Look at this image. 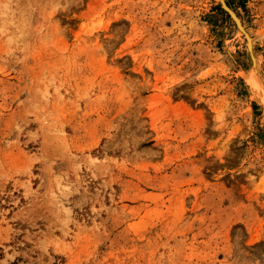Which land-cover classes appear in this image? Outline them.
<instances>
[{"label":"rangeland","instance_id":"obj_1","mask_svg":"<svg viewBox=\"0 0 264 264\" xmlns=\"http://www.w3.org/2000/svg\"><path fill=\"white\" fill-rule=\"evenodd\" d=\"M0 264H264V0H0Z\"/></svg>","mask_w":264,"mask_h":264},{"label":"bare ground","instance_id":"obj_2","mask_svg":"<svg viewBox=\"0 0 264 264\" xmlns=\"http://www.w3.org/2000/svg\"><path fill=\"white\" fill-rule=\"evenodd\" d=\"M250 43V42H249Z\"/></svg>","mask_w":264,"mask_h":264}]
</instances>
